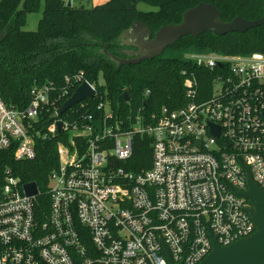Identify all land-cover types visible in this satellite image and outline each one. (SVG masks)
I'll list each match as a JSON object with an SVG mask.
<instances>
[{
  "label": "built area",
  "instance_id": "1",
  "mask_svg": "<svg viewBox=\"0 0 264 264\" xmlns=\"http://www.w3.org/2000/svg\"><path fill=\"white\" fill-rule=\"evenodd\" d=\"M188 61L211 73L208 87L191 75L183 108L138 117L128 131L107 124L106 102L98 120L69 125L52 119L55 110L42 124L48 85L33 89L23 110L0 99V159L29 163L40 141H57L47 213L37 209V186L27 196L0 169V264H200L212 239L226 248L256 232L252 206L237 193L247 189L244 167L264 191V54ZM136 138L151 147L149 168L137 172Z\"/></svg>",
  "mask_w": 264,
  "mask_h": 264
},
{
  "label": "trees",
  "instance_id": "2",
  "mask_svg": "<svg viewBox=\"0 0 264 264\" xmlns=\"http://www.w3.org/2000/svg\"><path fill=\"white\" fill-rule=\"evenodd\" d=\"M42 18L35 32L24 31L28 15L38 12L42 0H0V99L8 106L26 109L30 92L48 85L53 89L42 124L51 122V114L60 108L78 88L76 76L95 88V95L60 116L69 125L87 116L98 120L108 103L112 120L122 131H128L136 118L149 121L162 109L177 110L188 103L185 83L194 75L203 87L210 83L211 73L178 57L162 56L135 67L117 68L101 52L102 46L117 57V39L134 22L145 24L152 35L162 26L177 25L182 14L200 3L210 4L221 13L223 22L234 18L255 21L262 17L263 0H108L85 9V0H43ZM76 4V5H75ZM143 4L152 10L141 11ZM79 6V7H78ZM178 52L195 50L221 56L264 54V26L246 34L216 37L204 33L197 38H181L168 48ZM81 74V75H80ZM103 83L99 85L98 77ZM69 80V81H66ZM126 95L127 99L123 97ZM87 119V118H86ZM87 123V121H86ZM56 140L40 141L37 156L29 163H17L10 155L0 159V169H10L23 185L35 183L40 196L36 200L39 212L48 211L44 196L47 179L56 167ZM134 171L149 168L150 140L136 138L129 161Z\"/></svg>",
  "mask_w": 264,
  "mask_h": 264
},
{
  "label": "water",
  "instance_id": "3",
  "mask_svg": "<svg viewBox=\"0 0 264 264\" xmlns=\"http://www.w3.org/2000/svg\"><path fill=\"white\" fill-rule=\"evenodd\" d=\"M67 7L71 6V0H67ZM221 13L212 5L200 3L188 9L182 14L181 22L177 25L160 27L152 35L149 28L142 22H134L124 30L117 39L120 48L117 57L107 52L102 46L101 52L121 67H135L150 60L160 57L168 48L174 46L181 38L198 36L208 33L216 37H224L230 34H246L247 32L264 26V0L262 2V17L255 21H246L242 18H234L231 22H223ZM94 91L87 83H82L72 96L56 110L52 119L62 115L68 109L87 98H93ZM123 97L127 99L126 95ZM60 124H58V128ZM211 132L217 137L218 128L211 126ZM246 173V191L237 193L248 200L252 209L247 210L256 232L247 239L240 240L226 248L218 246L212 239V251L200 264H264V191L258 188L252 181L248 169ZM23 190L27 196H37L35 183L26 184Z\"/></svg>",
  "mask_w": 264,
  "mask_h": 264
},
{
  "label": "rangeland",
  "instance_id": "4",
  "mask_svg": "<svg viewBox=\"0 0 264 264\" xmlns=\"http://www.w3.org/2000/svg\"><path fill=\"white\" fill-rule=\"evenodd\" d=\"M107 1L108 0H85L84 2H82L81 6L84 7L85 9H90L93 6L101 5V4H103V3L107 2ZM43 2L44 1L42 0L41 7L38 10V12L28 15V18H27V21H26V25L23 28L24 31L35 32L37 30L38 22L42 18V13H43V8H44ZM138 9L141 10V11L152 10L151 8H149L148 6H145L143 4H139L138 5ZM204 54H211V53H201V52H197L195 50H186V51L178 52L176 50L169 49V50H166L161 56L163 58L178 57V58H181V59L188 60V58L190 56H199V55H204ZM98 82H99V85H101L103 83V80H102L100 75L98 77Z\"/></svg>",
  "mask_w": 264,
  "mask_h": 264
},
{
  "label": "crops",
  "instance_id": "5",
  "mask_svg": "<svg viewBox=\"0 0 264 264\" xmlns=\"http://www.w3.org/2000/svg\"><path fill=\"white\" fill-rule=\"evenodd\" d=\"M64 1H67V0H64ZM76 5V4H75Z\"/></svg>",
  "mask_w": 264,
  "mask_h": 264
},
{
  "label": "flooded vegetation",
  "instance_id": "6",
  "mask_svg": "<svg viewBox=\"0 0 264 264\" xmlns=\"http://www.w3.org/2000/svg\"><path fill=\"white\" fill-rule=\"evenodd\" d=\"M120 50V48L118 49V51Z\"/></svg>",
  "mask_w": 264,
  "mask_h": 264
}]
</instances>
